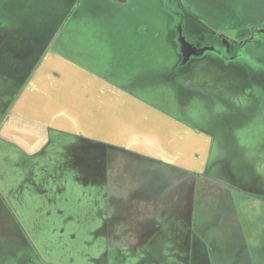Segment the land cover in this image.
I'll use <instances>...</instances> for the list:
<instances>
[{
  "label": "rangeland",
  "instance_id": "1",
  "mask_svg": "<svg viewBox=\"0 0 264 264\" xmlns=\"http://www.w3.org/2000/svg\"><path fill=\"white\" fill-rule=\"evenodd\" d=\"M263 23L264 0H0V67L38 55L35 42L54 32L55 48L69 42L70 55L90 69L214 134L213 158L233 199L222 198L216 219L162 220L137 242L122 224L127 205L112 179L118 156L65 134L28 156L0 137V264H249L253 257L264 264ZM253 27L234 55H220L219 32L242 28L241 37ZM184 42L205 55L187 61ZM18 80L0 75V128ZM134 162L138 189L148 177ZM157 170L161 189L170 170ZM215 206L194 197L191 211Z\"/></svg>",
  "mask_w": 264,
  "mask_h": 264
},
{
  "label": "crops",
  "instance_id": "2",
  "mask_svg": "<svg viewBox=\"0 0 264 264\" xmlns=\"http://www.w3.org/2000/svg\"><path fill=\"white\" fill-rule=\"evenodd\" d=\"M127 1L110 0L115 4ZM231 27L236 30L237 26ZM228 30L224 32L232 35ZM55 37L53 32L46 42H35L40 49L38 55H17L16 62L2 63L0 75L18 78L15 85L19 86L2 118L1 139L28 156H38L51 144L52 134L73 135L118 156L115 166L119 174L113 172L112 179L117 198L127 205L122 224L137 242L146 234L154 236L153 229L162 220L190 224L221 216L222 198L233 199L224 188L230 179L223 176L221 159L213 158L214 134L139 96L136 87L90 69L70 55L69 42L55 48ZM134 161L148 177L145 186L138 189H133L140 171ZM161 168L170 170V174L163 176L164 181L169 179L167 186L159 189L153 175ZM178 173H182L181 178ZM194 184L202 187L197 196ZM194 197L198 202L211 199L216 206L208 212H192ZM236 217L234 212L233 219ZM254 251L256 257L262 251L257 243ZM255 259L249 264H259Z\"/></svg>",
  "mask_w": 264,
  "mask_h": 264
},
{
  "label": "flooded vegetation",
  "instance_id": "3",
  "mask_svg": "<svg viewBox=\"0 0 264 264\" xmlns=\"http://www.w3.org/2000/svg\"><path fill=\"white\" fill-rule=\"evenodd\" d=\"M241 29L242 28H239L235 32L234 36L229 35L226 32H219V38H221L220 40L222 41V45L224 46V51H222L220 55H223V57L225 58L228 57V55H234L233 52L235 48H237L239 44H243L241 43L242 41L252 39V32L256 30V27L251 28L252 30L250 29V33H248L246 36L240 37L238 31H240ZM260 30H264V23L260 25ZM181 48L186 55L185 59L187 61L192 60L194 57L205 55V47H202L199 44L184 42V46H182Z\"/></svg>",
  "mask_w": 264,
  "mask_h": 264
}]
</instances>
